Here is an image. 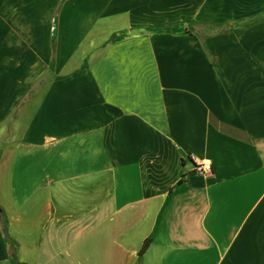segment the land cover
<instances>
[{
	"label": "crops",
	"instance_id": "1",
	"mask_svg": "<svg viewBox=\"0 0 264 264\" xmlns=\"http://www.w3.org/2000/svg\"><path fill=\"white\" fill-rule=\"evenodd\" d=\"M257 16L264 0H0V264H264Z\"/></svg>",
	"mask_w": 264,
	"mask_h": 264
},
{
	"label": "built area",
	"instance_id": "2",
	"mask_svg": "<svg viewBox=\"0 0 264 264\" xmlns=\"http://www.w3.org/2000/svg\"><path fill=\"white\" fill-rule=\"evenodd\" d=\"M195 163L196 171L203 176H211L213 174V166L210 160L198 161L196 158L191 157Z\"/></svg>",
	"mask_w": 264,
	"mask_h": 264
},
{
	"label": "trees",
	"instance_id": "3",
	"mask_svg": "<svg viewBox=\"0 0 264 264\" xmlns=\"http://www.w3.org/2000/svg\"><path fill=\"white\" fill-rule=\"evenodd\" d=\"M0 222L2 223L4 235L8 239L7 232H6V227H7L6 216L1 206H0ZM150 244H151V240H148L145 242V245L141 251L142 254L147 251V249L150 247Z\"/></svg>",
	"mask_w": 264,
	"mask_h": 264
},
{
	"label": "rangeland",
	"instance_id": "4",
	"mask_svg": "<svg viewBox=\"0 0 264 264\" xmlns=\"http://www.w3.org/2000/svg\"><path fill=\"white\" fill-rule=\"evenodd\" d=\"M264 20L263 16H257L247 22L244 23V25H257V24H262Z\"/></svg>",
	"mask_w": 264,
	"mask_h": 264
}]
</instances>
